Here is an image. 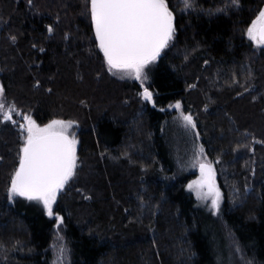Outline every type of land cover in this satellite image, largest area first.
<instances>
[{"label": "trees", "instance_id": "1", "mask_svg": "<svg viewBox=\"0 0 264 264\" xmlns=\"http://www.w3.org/2000/svg\"><path fill=\"white\" fill-rule=\"evenodd\" d=\"M89 4L0 0L1 102L19 115L0 113V264H53L60 239L66 264H264V47L246 37L264 0H168L176 31L148 71L152 105L108 71ZM23 115L78 124L60 223L9 201ZM200 146L217 160V213L186 189Z\"/></svg>", "mask_w": 264, "mask_h": 264}, {"label": "snow or ice", "instance_id": "2", "mask_svg": "<svg viewBox=\"0 0 264 264\" xmlns=\"http://www.w3.org/2000/svg\"><path fill=\"white\" fill-rule=\"evenodd\" d=\"M192 6V0H184L185 8ZM89 8L95 40L108 71H122L143 85L147 80L146 66L158 58L176 31L168 0H90ZM48 31H54L51 25ZM247 34L257 44H264V8L249 25ZM248 76H251L250 72ZM3 91L0 86V93ZM139 95L144 101L155 103L148 87H143ZM175 107H181L180 101H176ZM11 109L9 106L5 110V104L0 102V113L5 120L11 119ZM180 115L186 127L196 128V121L190 113ZM23 118L25 123L19 125L23 142L19 148L18 165L11 175L9 199L20 196L40 201L47 214L53 216V203L77 167V139L69 131L76 121L52 119L41 126L30 115ZM202 154L203 147L200 146L195 155L201 176L188 187L194 189L200 198L211 196V208L218 211L221 196L215 184V172L210 163L200 159ZM56 219L60 223L63 218L56 215Z\"/></svg>", "mask_w": 264, "mask_h": 264}, {"label": "rangeland", "instance_id": "3", "mask_svg": "<svg viewBox=\"0 0 264 264\" xmlns=\"http://www.w3.org/2000/svg\"><path fill=\"white\" fill-rule=\"evenodd\" d=\"M256 17H257V16H256ZM246 37H247V38L253 43V45H254L255 47H257V48L264 47V44H257L255 41H253V40L248 36L247 31H246ZM156 60H157V59H156ZM156 60H155V61H156ZM155 61H153L152 63H150L149 65L146 66V68H145V74H146V76H147V80L144 81L143 85L141 84V81H140V80H137V79H135L134 76L128 75V74H126V73H124V72H122V71H115V72H112V74H115V75L118 76V77H121V78H123V79H127V80L132 81V82H133V81H134V82H137V83L141 86V88H140L141 91H140V92H142L143 87H148V86H147V85H148V84H147V81H148V71L150 70V68L152 67V64H153ZM0 86H1V83H0ZM149 90H150V89H149ZM150 91H152V90H150ZM152 92H153V91H152ZM1 99H2V93H0V102H1ZM146 102H147V101H146ZM148 103H149L150 105H152V102H148ZM175 104H176V103H175ZM175 104L171 105L170 108L174 107V109L177 111V115H179V116L181 117L180 114L182 113V105H181V103H180L181 107H180V108H176V107H175ZM7 109H8V107H5V110H7ZM183 113H184V111H183ZM18 117H19L18 112L16 113V111L12 108V109H11V119H19ZM23 117H24V115L22 116V120L20 121L21 123H25ZM20 118H21V115H20ZM62 120H63V119H62ZM49 121H50V120H49ZM49 121H48V122H49ZM65 121H72V120H65ZM48 122H46V123H48ZM21 123H20V124H21ZM46 123H43V124L37 123V124H40L41 126H43V125L46 124ZM78 128H79V127H78V124H77V122H76L75 124L72 125L71 129L69 130V131H70V134L75 135V137H76V139H77V147H78V143H79V138H78V135H77V133H78ZM20 130H21V129H20ZM21 140H22V142H23V136H22V133H21ZM198 148H199V147L196 148V152H197ZM195 154H196V153H195ZM200 159H201L203 162H205V163H210V164L212 165L213 169H214V172H215V184H216V186L219 188V190H220V196H221V199H220V207H219V210H220V208L222 207L223 202H224V193H223V189H222V187H221V182H220V180H219V171H218V167L216 166L217 160H216V161L211 160V159L205 154L204 150H203V154H202V156L200 157ZM198 165H199V164H198V162H197L196 155H194L193 158H192L188 163H186V166H188V167H187V171L192 172V173L194 174L193 177L187 182V184H186V189H187L190 193H192V195L195 197L197 203H198L201 207H204V208H206V209H209V210L213 211L212 208H211V196H209L207 199L200 198V197H198V196L196 195V192H195L194 189L188 187V185H189L191 182L196 181V180L201 176V172H200V169L198 168ZM63 189H64V188H63ZM63 189H61V190L59 191V193H58V195H57V199H56V201L53 203V212H54V215H53V216H50V217H55V218H56V215H58V214L56 213V211H55V205H56V202H57V200H58V197H59L60 193L63 191ZM205 191H206V189H205ZM8 198H9V197H8ZM18 198H20V196H13V198H12V199H9V201H14V200H16V199H18ZM24 198H25V197H24ZM25 202H31V203H34V204H37V205H41L43 211L47 214L46 210H45L44 207H43V204H42L40 201H37V200H28V199L26 198V201H25ZM219 210H218V211H219ZM218 211H213V212L217 213ZM47 215H48V214H47ZM229 248L232 249V245H230ZM229 248H228V249H229ZM56 250H57V252H56L57 257H56V260H55V262H54L53 264H66V261L64 260V257H63V254H64V247H63V243L61 242V239H60V241L57 243ZM62 250H63V252H62Z\"/></svg>", "mask_w": 264, "mask_h": 264}, {"label": "water", "instance_id": "4", "mask_svg": "<svg viewBox=\"0 0 264 264\" xmlns=\"http://www.w3.org/2000/svg\"><path fill=\"white\" fill-rule=\"evenodd\" d=\"M264 8V7H263ZM198 168H199V165H198ZM200 169V168H199Z\"/></svg>", "mask_w": 264, "mask_h": 264}]
</instances>
